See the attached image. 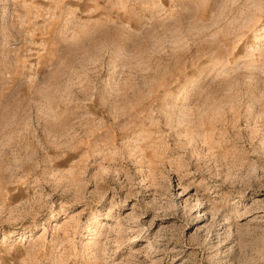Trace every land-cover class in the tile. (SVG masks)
Here are the masks:
<instances>
[{
    "label": "rangeland",
    "instance_id": "374dc122",
    "mask_svg": "<svg viewBox=\"0 0 264 264\" xmlns=\"http://www.w3.org/2000/svg\"><path fill=\"white\" fill-rule=\"evenodd\" d=\"M0 264H264V0H0Z\"/></svg>",
    "mask_w": 264,
    "mask_h": 264
}]
</instances>
